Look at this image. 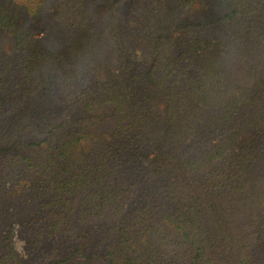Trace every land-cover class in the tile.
<instances>
[{
    "label": "trees",
    "instance_id": "1",
    "mask_svg": "<svg viewBox=\"0 0 264 264\" xmlns=\"http://www.w3.org/2000/svg\"><path fill=\"white\" fill-rule=\"evenodd\" d=\"M0 264H264V0H0Z\"/></svg>",
    "mask_w": 264,
    "mask_h": 264
},
{
    "label": "rangeland",
    "instance_id": "2",
    "mask_svg": "<svg viewBox=\"0 0 264 264\" xmlns=\"http://www.w3.org/2000/svg\"><path fill=\"white\" fill-rule=\"evenodd\" d=\"M63 114H65V113H63ZM14 245H15V248H16L17 252L20 254V256L22 258H26L27 252H26V249H25V247L23 245V242L20 241L17 237H15Z\"/></svg>",
    "mask_w": 264,
    "mask_h": 264
}]
</instances>
